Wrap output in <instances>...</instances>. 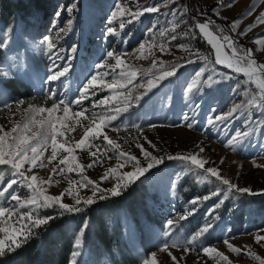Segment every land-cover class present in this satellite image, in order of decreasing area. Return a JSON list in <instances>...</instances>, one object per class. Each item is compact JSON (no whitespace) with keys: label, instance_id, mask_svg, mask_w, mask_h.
<instances>
[{"label":"rangeland","instance_id":"rangeland-1","mask_svg":"<svg viewBox=\"0 0 264 264\" xmlns=\"http://www.w3.org/2000/svg\"><path fill=\"white\" fill-rule=\"evenodd\" d=\"M9 1L16 0H0V39L6 38L7 34L9 40L6 48L0 49V72L14 73L8 78H0V127L6 131L15 124L23 122L25 109L30 105L50 107L52 100L48 99L49 88L55 90L57 99L75 101L87 79L98 73L103 75L109 72L107 67H95L104 61L108 51L119 53L127 50L130 54L123 59L143 69L152 68L153 59L169 63L181 62V58L189 54L178 48L179 44H188L191 48L199 50L201 57H208L214 61V51L206 42L207 38L198 32L195 39H184L178 35L176 40H169L171 35L187 31L197 21H204L198 17L218 19L223 22L236 40L242 42L238 43V46L255 49V58L259 63H264V43H254L257 38L264 37V25L257 26L254 23L256 17L264 12V0H223L224 5L231 4V7H220V0H166V2L164 0H44L43 11L29 8L24 16L13 13L12 18L4 9L5 3ZM191 1L202 9L199 15L191 11ZM121 2L133 11L148 6H159L160 10L145 13L132 23L126 22L121 29L119 16L112 21L111 25L109 24L112 20L111 13L115 11V4ZM252 5H255L254 10L251 15H247ZM214 8L219 12V16L213 11ZM172 12L182 13V15H170ZM234 20L240 21L235 29L231 27ZM69 21H71L70 24ZM249 25H253L252 30L247 35L240 36L239 33L245 31ZM110 26L116 29L115 36H107V29ZM60 27L66 30L59 40H55L60 54L64 57L59 63L66 64L70 71L66 77L48 84L43 78L48 74L47 70L51 61L38 45L46 36H52L55 39ZM8 29H12V32L8 33ZM162 31L165 33L163 36L160 35ZM153 32L157 40V46L151 49L154 55L149 53ZM224 33H226L225 30ZM164 41H168L170 51L162 54L158 44ZM140 43H145L142 51L147 58H138L141 51H134L139 49ZM73 47L76 48L75 53L72 52ZM114 63V60H107L108 65ZM201 68H205L204 75L186 98V87L196 79V73ZM216 73H228L230 79H220ZM209 75L220 79V82L207 87L203 81ZM147 78L145 73L140 72L137 82ZM111 79V75L104 80H100L98 76L97 87L89 90L94 94H90L80 104L73 103L69 117L71 118L72 112L81 108L86 109L88 113L92 111L99 113L105 107L115 106L114 102H110V105L99 103L102 99L114 95L111 89L103 86L106 82L110 83ZM245 80L243 75L233 73L227 67L214 64L212 67H206L203 59L184 64L178 68L175 76L161 81L148 96L140 101L139 105L122 113L116 121L112 122L119 131L104 129L122 150L140 158L142 164L146 162L143 160L140 149L136 147L137 143L157 156L198 154L199 157L209 161L205 167H215L220 170L222 176L230 179L238 187H247L258 193L254 196L230 194L224 204L215 211L213 206L223 197V193L221 197H213L206 202H200L198 206H193L189 204L193 198L206 196L222 186L218 183L198 182L194 173L185 171L184 162L166 159L162 165L150 170L147 179L142 182L137 181L122 191L123 193L136 186L142 190L145 199V214L138 213L133 217L124 210L117 213L116 218L121 224L125 243L123 251L128 255L126 264H144L145 260L150 264L153 253L156 254L157 264H176L169 257V251L177 257L179 264H225L214 254L211 257L204 256L201 248L207 246L215 247L227 255L232 264H260V260L255 259L252 253L264 260V241L260 244L255 242L256 235H264L261 231L264 229V166L257 167V165H264V115L260 110L251 107L247 109L244 116L236 114L233 118L223 121L214 120L221 113L227 115L234 103L246 101L257 91L255 85L249 83L247 85L249 95H240L239 93L245 88ZM143 92L144 88H136L132 95ZM21 100L24 103L17 106L16 102ZM194 105L199 107L195 108ZM247 113H250L253 121L260 123L262 127L256 128L242 145L227 146L236 132H243L248 126ZM185 114L190 117L187 121L192 124L190 128L185 126ZM56 115H62V113L57 112ZM209 120H214V123L210 125ZM81 123L87 127L89 121L82 120ZM83 132L84 128L77 125L75 131L67 133L69 146L74 145L83 136ZM148 141H151L155 148L151 147ZM95 143L100 148L97 156L103 163H97L92 168H85L84 175L100 187H112L114 178L103 182L100 178L108 168L117 165L115 152L103 141L102 136ZM200 148L204 149L202 153ZM105 149H107L106 152ZM74 154L77 156V162L82 165L92 163L93 159H96L89 155L88 151L77 149ZM65 155L67 153L61 152L55 161L49 163L51 149L48 148L43 157L46 166L34 168L28 174L37 175L45 181L51 176V183L42 185L46 194L59 196L64 193L62 202L71 205L74 199L67 194L70 188L69 179L72 181L73 193L79 192L80 197L85 199L92 193L90 187L80 188L76 183L81 180L77 172L67 173L65 170L64 174L58 171L53 173V168L65 167L59 165V159ZM27 167L28 165H25V168ZM0 169H3L0 171V188H2L13 179V176L9 166L2 165ZM131 170L129 165L119 169L117 175ZM173 180L178 181L175 192H172L169 187ZM12 191H15L21 200H28L31 197L30 191L19 185H13L9 193ZM7 197L8 193L0 199H7ZM98 200L96 199V202ZM10 204L15 207L16 201H10ZM192 208H195L194 214L189 215L185 220L178 219L180 215ZM30 210V208L17 209V212L24 213ZM174 217L177 218V227L170 236L166 237L167 221ZM210 221L215 225L214 228L192 244H188L187 241L192 235ZM7 223L9 225L17 223V216L7 219ZM23 223L24 221L20 220L17 226ZM81 229L75 238V240L81 239L80 255L75 257V262L76 264L81 261L85 264H94L90 253L85 249L86 228L82 234ZM2 238L4 233H0V239ZM225 239L240 248V253L231 252L223 243ZM165 240L170 244L175 242L179 247L162 252L159 249ZM185 248L194 250L185 252ZM74 250L76 249L73 248ZM73 259L72 256L70 264H73Z\"/></svg>","mask_w":264,"mask_h":264},{"label":"snow or ice","instance_id":"snow-or-ice-1","mask_svg":"<svg viewBox=\"0 0 264 264\" xmlns=\"http://www.w3.org/2000/svg\"><path fill=\"white\" fill-rule=\"evenodd\" d=\"M166 2V0H164ZM231 7V4L224 5L223 0H220V7ZM255 5H252L247 15H251L254 10ZM159 6H148L140 8L133 11L131 8H128L126 5L121 3L115 4V11L111 13L112 20L109 21V24H112V21L115 20L118 16L120 19V28L123 29L125 23H132L138 20L145 13H154L159 11ZM71 11V9L69 10ZM213 11L219 16V12L214 8ZM170 15H182V13L172 12ZM71 21H69V24ZM240 23L239 20H234L231 27L235 29ZM255 25H264V12H261L259 16L256 17ZM178 26V25H177ZM253 28V25H249L248 28L240 32V36L247 35ZM64 27H60L57 31L55 39L52 36H46L40 42L38 47H40L43 53L51 61L47 75L44 77V82L51 84L60 80L62 77H66L69 73V67L59 62L64 59L60 54V49L56 44L55 40L61 38V34L65 32ZM8 33L12 32V29L7 30ZM175 32V27L173 28ZM202 34L203 37L207 38V43L211 46L214 51V61L210 60L208 57H201L199 50L191 48L188 44H179L178 48L183 49L189 55L187 57H182L181 62L178 63H169L166 61H157L153 59L152 68L143 69L137 68L130 63H128L124 56L129 55L127 50L122 52L108 51L105 54V59L102 63L95 65L97 68H109V72H105L103 75L95 74L87 79V82L82 86L80 90V95L75 101H67L64 98H56L55 90L49 88L48 90V99L52 100L50 107H40L30 105L25 109L24 120L21 123L15 124L10 130L6 131L0 127V166L7 165L12 170L11 179L5 186L0 188V198H4L5 194L8 193L7 199H0V233H4V238L0 239V257H4L7 252L15 251L16 249L22 246V243L26 242L32 235L35 234L34 229H39L41 226H45L50 223L56 217L53 216H41L38 213V210L41 208L56 207L58 206L60 214L63 213H81L84 212L87 206H90L96 202V199L106 200L110 197H118L122 194V191L125 190L129 185L136 183L137 181L142 182L144 179H147V174L150 173V170L162 165L165 160L169 161H182L185 163V171L189 173H194L198 182H209V183H218L222 187H217L215 190L211 191L208 195L203 197H195L189 204L193 206H198L200 202L208 201L213 197H223L218 199L213 206V211L219 209L226 199L229 198V195L247 194L250 196L258 195L252 189L247 187H238L236 184L228 178H225L221 175L219 169L215 167H205L209 161L199 157L198 154H167L165 156L153 155L152 152L148 151L143 147V145L137 143L136 147L140 149V152L143 156V160L146 164H142L140 158L133 155L130 152H126L121 149V146L113 139H111L104 131L105 128H110L112 131H119V129L112 124L113 121H116L122 113H126L130 108L139 105L140 101L148 96L158 84L177 74L178 68L182 67L184 64L194 63L197 60L203 59L205 61L206 67H212L214 65H219L221 67H227L231 72L243 75L246 80L245 88L239 94L242 96H248L247 85L249 83L254 84L257 91L254 92L246 101L234 103L227 115L221 113L216 116L214 120L216 122L223 121L225 119L233 118L236 114L244 116L247 112V109L255 107L257 110H260L262 115H264V63H259L255 58L254 53L255 49H245L242 46H238V41L234 36L224 33V29L221 25L215 24L211 19H206L203 22L197 21L192 27H189L187 31L182 33L173 34L169 37V40H176L178 35L184 39L192 38L195 39L197 34ZM116 29L114 27H109L107 29V36H115ZM165 33L162 31L160 35L163 36ZM155 32L152 34V42L149 45V53L151 49L157 46V40L155 38ZM9 40L7 38L0 39V49L6 48ZM254 43H264V37H259ZM159 50L162 54L170 51V46L168 41L160 42L158 44ZM145 48V43H140L139 49L134 51H141V55L138 58H147L143 54V49ZM76 48L73 47L72 52L75 53ZM114 60L113 65H108L107 60ZM159 65V67H157ZM118 70V71H117ZM215 72V69L213 68ZM143 72L148 77L146 80L138 81V73ZM205 68H201L196 73V79L189 83L186 87V98L188 93H192L196 85L200 82L201 77H203ZM14 75L11 71L0 72V78H8ZM108 75L112 76L110 83H105L103 86L112 90L114 95H110L106 99L99 101L101 105H110V102H114L115 106L105 107L101 112L92 111L88 113L86 109L81 108L80 110L72 112L71 118L69 113L71 110V105L73 103L80 104L84 99H86L90 94V89L97 87L100 80H104ZM216 76H219L220 79H230L228 73H216ZM220 79L214 78L213 75H209L206 80L203 81L204 85L207 87H212L215 84L220 82ZM136 88H144V92L132 95V92ZM126 90V91H125ZM198 94V90H197ZM17 106L22 105L24 101H17ZM6 107H11L5 105ZM95 107V105H94ZM195 108H198L199 105H194ZM57 112H61L62 115H56ZM186 120L185 126L192 127L191 123H187L190 117L185 114ZM71 119V122H69ZM88 120L89 124L85 127L81 121ZM214 120H209V124H213ZM248 126L243 132H236L232 139L228 142L229 147L242 145L244 140L248 138L256 128L262 127V125L256 121H253L250 113H247ZM79 125L84 128L83 136L75 142L74 145L69 146V140L66 138L67 133L75 131V127ZM155 127V125H153ZM103 137V141L114 150L118 163L115 167H110L107 171L101 176V181H106L109 179L115 180L112 187H100L91 179H88L84 175L85 168H92L97 163H103L102 159L97 156V153L100 152L99 146L95 143L96 140H99ZM149 145L155 148V145L151 141H148ZM51 149V156L48 158V162L51 163L57 159L58 154L61 152L67 153L65 156H61L59 159V165L65 167L53 168V173L57 171L60 174H64L65 170L67 173L77 172L81 180L76 183L79 184L80 188H89L92 195L85 198L80 197L79 192L73 193L72 191V181L69 179L70 188L67 190V194L74 199L73 204H67L62 202V197L64 193H61L59 196H50L46 194V190L42 187L43 184L51 183L52 177L49 176L48 180L45 181L42 178H39L37 175H29L28 173L32 172L34 168H43L45 167L44 163V154ZM79 149L81 151H88L89 155L96 157L93 159L92 163L87 165H82L77 162V156L74 154L75 151ZM96 149V151H92ZM107 149H105V152ZM204 151L203 148H200V152ZM111 159V157H109ZM25 165H28L25 168ZM131 166V171H123L117 175L119 169H123L127 166ZM264 165H257V167H262ZM3 171V169H0ZM214 178V180L212 179ZM178 181L173 180L170 184V190L175 192L177 188ZM13 185H19L27 188L31 197L28 200H21L18 194L15 191L9 193V189L13 188ZM10 201H16L15 207L11 206ZM84 207H81V205ZM30 208V211L19 213L17 209H26ZM195 208L189 209L185 214H182L178 217L179 220H185L189 215L194 214ZM13 216H17V223L9 225L7 219H10ZM7 218V219H6ZM177 218L167 221L165 236H170L172 231L177 227L176 223ZM23 220V224L18 222ZM214 224L210 221L209 223L203 225L192 237L187 241L188 244H192L194 241L203 237L208 233ZM87 227V222H85L84 228ZM84 228L81 229V234L84 231ZM264 232V229L261 230ZM264 241V235H256L255 242L260 244ZM223 243L227 248L234 253L239 254L241 249L235 247L233 244L229 243L228 239H225ZM178 248L179 245L175 242L171 244L165 240L164 244L160 247V251H166L170 248ZM247 247V246H245ZM74 250L72 252L73 264H76L75 257L80 255L79 249L81 248V239L77 238L74 244ZM185 252L192 251V248H185ZM201 252L204 256L211 257L213 254L219 260L225 262V264H232V261L227 255H224L222 252L218 251L215 247L207 246L202 247ZM169 257L179 264L177 257L173 256L172 253L168 252ZM252 256L260 260V264H264V260H261L259 256H256L255 253H252ZM156 254H152V259L150 264H157ZM144 264H149V261L145 260Z\"/></svg>","mask_w":264,"mask_h":264},{"label":"trees","instance_id":"trees-1","mask_svg":"<svg viewBox=\"0 0 264 264\" xmlns=\"http://www.w3.org/2000/svg\"><path fill=\"white\" fill-rule=\"evenodd\" d=\"M44 4V0H16L6 2L4 9L12 18L13 13L24 16L29 8L43 11ZM201 10L191 1V11L194 14L199 15ZM144 202L142 190L134 186L118 197L98 200L81 213L60 214L58 206L40 209L38 213L41 216L56 218L47 225L34 229L35 234L22 243L20 248L0 257V264H70L74 240L85 222V249L90 253L94 264H126L128 255L123 251L125 243L121 224L116 218L117 213L124 210L133 217L138 213L143 215ZM79 264L85 262L81 261Z\"/></svg>","mask_w":264,"mask_h":264},{"label":"water","instance_id":"water-1","mask_svg":"<svg viewBox=\"0 0 264 264\" xmlns=\"http://www.w3.org/2000/svg\"><path fill=\"white\" fill-rule=\"evenodd\" d=\"M198 18H201V19H203V20L211 19L212 21L215 22V24H221L222 27H223V29L225 30V32H226L227 34L234 36L232 33H230V31H229L228 28L225 26V24H224L223 22H221L220 20H218V19H212V18H205V17H198ZM235 39H236V38H235ZM237 41H238V43H242V42L239 41V40H237Z\"/></svg>","mask_w":264,"mask_h":264}]
</instances>
